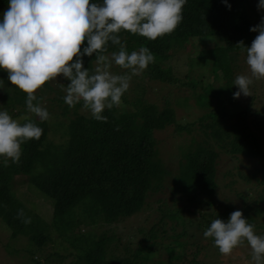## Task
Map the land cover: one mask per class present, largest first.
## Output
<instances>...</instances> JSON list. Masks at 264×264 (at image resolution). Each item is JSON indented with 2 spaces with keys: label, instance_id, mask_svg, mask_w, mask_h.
Instances as JSON below:
<instances>
[{
  "label": "trees",
  "instance_id": "obj_1",
  "mask_svg": "<svg viewBox=\"0 0 264 264\" xmlns=\"http://www.w3.org/2000/svg\"><path fill=\"white\" fill-rule=\"evenodd\" d=\"M4 2L9 7V0H0V3ZM91 2L102 3V0ZM249 13L246 0H227V4L223 0H187L182 10L183 20L171 34L154 41L127 31L119 34L127 50L133 46L150 50L154 62L147 68L149 79L169 82L179 80L156 62V57L163 55L165 41L182 46L195 37L204 43L217 40L213 47L203 48L189 58L190 67H218L222 77L208 70L212 72V81L222 79L223 82L217 86L211 82L203 84L204 94L207 91L209 98L197 95L200 106L208 107L199 118L204 139L193 140L184 151L177 181L171 187L172 195L179 192L190 199L204 195L206 199L192 202L197 207L214 204L219 154L216 147L247 158L263 157L257 134L263 119L260 122L259 111L251 109L255 96L251 95L248 104L242 105L234 98L236 90L232 87L231 55L246 52L245 46L250 47L258 35L251 31L257 24ZM240 41L245 46H237ZM86 46L85 41L81 51ZM114 50H118V46L109 42L108 53ZM94 61L95 54L83 57L84 67L90 73L94 72ZM193 78L179 83L194 90L197 81L201 80L200 74L197 79ZM54 82L58 79L46 82L38 89L37 100L33 103L40 104L43 95L56 93L58 96L53 99L62 106L60 114L64 119L55 113L57 119L50 120L49 116L47 121H41L35 114H26V93L12 85L8 72L0 68V111H7L13 118L23 114L28 119H21L22 125L33 122L43 130L39 140L22 144L19 164L9 161V166L4 167L0 157V223L10 230L11 237H26L23 249L31 256L27 264H45L52 257L58 264H208L197 258L199 252L202 251L203 256L204 252H210L211 257L220 255L214 239L204 236L214 220L212 212L204 215L209 220L201 224L198 233L187 227L191 221L184 216L187 209L169 207L161 209L159 218V226L169 223V228L163 229L157 240L160 229L155 226L149 230L148 240L137 243L128 240L122 247L117 236L108 232L117 223L148 209L150 198L163 190L168 170L158 158L154 131L174 124L177 131L189 133L191 124L178 123L172 107L157 111L153 104L134 111L119 110L115 106L105 109L102 114L107 117L106 122L97 121L90 113L81 111L82 102L68 114L69 106L64 101L66 94ZM68 83L69 80L65 88ZM52 123L56 124L55 131H52ZM55 133L59 134V139ZM261 170L264 184V160ZM16 176L26 192L50 204V220L39 213L33 198H23L17 191ZM259 199L264 201V187ZM20 209L25 217L31 218V223L25 224L17 218ZM225 209L228 213L232 207L226 205ZM263 209L264 203L257 205L255 212L260 214ZM178 226L182 228L177 230ZM49 242L57 249L41 260L36 255ZM132 244L136 247H131ZM156 245L163 249L165 259L160 258ZM69 255L73 259L65 261Z\"/></svg>",
  "mask_w": 264,
  "mask_h": 264
},
{
  "label": "clouds",
  "instance_id": "obj_2",
  "mask_svg": "<svg viewBox=\"0 0 264 264\" xmlns=\"http://www.w3.org/2000/svg\"><path fill=\"white\" fill-rule=\"evenodd\" d=\"M187 0H9V7L0 22V68L8 72V80L27 95V110L41 121L49 119V112L41 107L36 92L46 82L63 77L70 81L64 89L65 103L75 107L82 102V110L97 121L106 122L105 109L119 107L123 95L130 88L133 76H139L154 56L147 47L129 54L120 33L127 31L149 40L171 34L182 22V10ZM227 4V0H223ZM229 8L231 7L228 5ZM258 10H264L259 0ZM258 35L246 48V64L250 76L238 75L234 98L251 96L253 80L264 79V17L251 28ZM85 41L87 46L83 47ZM109 42L118 51L108 54ZM95 54L94 72L84 67L83 57ZM113 63L126 70L124 74L111 71ZM27 120V117H22ZM42 129L33 122L23 125L7 111H0V157L4 167L9 161L19 164L22 144L39 140ZM23 223H31L23 209L17 213ZM254 225L240 210L230 214L227 222L214 219L204 232L213 238L224 256L245 241L251 249L253 264H264V236L257 235Z\"/></svg>",
  "mask_w": 264,
  "mask_h": 264
},
{
  "label": "rangeland",
  "instance_id": "obj_3",
  "mask_svg": "<svg viewBox=\"0 0 264 264\" xmlns=\"http://www.w3.org/2000/svg\"><path fill=\"white\" fill-rule=\"evenodd\" d=\"M259 0H246V6L250 12L252 21L257 25L261 22V18L264 17V10H258ZM8 7L4 3H0V22L3 20V13ZM214 42L217 40L202 42L197 37L188 39L182 46H174L168 41L164 42V51L162 56L156 57V62L161 64V67L169 69L172 77L179 81H159L149 79L148 70L142 72L139 76H133L130 82V88L123 95L119 110H137L143 105L153 104L157 111H161L166 107H172L175 113L176 121L180 124H191V132L187 133L184 130L177 131L174 124L167 125L164 129L155 130L154 137L156 139V149L158 151V158L164 167L168 170V173L164 177V187L160 192H156L150 198V207L142 213L133 215L125 220L117 223L109 233H113L117 236L120 247L127 244L128 240L137 243L140 240H148L149 230L155 226L159 228L155 239H159V236L163 233V229L169 228L168 224H162L159 226V218L162 212L161 209L169 208H185V218L191 220L187 227L193 233L201 231V224L209 220L204 218V215L208 212H212L214 219L220 218L227 222L230 218V214L234 211L240 210L243 212L244 218L248 222L254 225V231L257 235L264 236V209L262 213L255 212L257 205H262L264 201L260 200V195L264 184L262 180V164L264 160V79L253 80V84L250 85V91L255 96L254 103L251 104V109L259 111L258 117L260 118L261 125L257 134L259 141L263 149V157L247 158L240 154H233L216 147L218 151L217 164H216V182L217 188L213 195L214 204L197 207L192 202L200 199H206L204 195H198L190 199L188 196L176 192L175 195L171 194V187L176 183L177 174L179 170V161H183V153L189 146L192 145V141H202L204 139V133L200 128V116L208 110V107L200 106V98H197L198 94H202L203 99L209 98L208 92L204 94L203 84L211 82L214 86L221 85L223 80H213V74L216 73L218 77H222V71L212 65H207L208 68L193 66L188 64L189 58L196 56L199 51L206 47H213ZM127 50V49H126ZM139 49L134 47L127 50L129 54L132 51H138ZM118 51V50H114ZM110 51L108 54L110 55ZM246 52L239 51L231 55L230 65L233 73V82L238 75L250 76V69L246 64ZM94 69L96 67L95 61L93 62ZM208 69L212 70L210 72ZM111 71L114 74H124L126 70L121 69L119 66L113 63ZM200 74L201 80L197 81V86L192 90L189 85H182L179 82L186 81V79H197ZM197 76V78H196ZM58 82H54L56 86L59 85V89L62 93H65V83L67 79L58 77ZM55 79V80H57ZM178 82V83H177ZM232 87L238 91V86L232 84ZM57 94L54 92L43 95V100L39 104L41 107L47 109L50 113V120L54 119L55 113H58L59 118L64 119L61 116L60 111L62 106L58 105V102L53 99L57 98ZM250 96L241 95L238 100L242 105L248 104ZM186 98V99H185ZM224 102V101H223ZM64 104V103H63ZM62 104V105H63ZM81 111L82 107L80 108ZM68 114H71L73 107H68ZM87 112V111H85ZM89 113V112H88ZM31 115L29 111L26 113ZM24 115L12 117L17 121H20ZM52 131H55L52 123ZM54 133V132H53ZM59 139V134H54ZM15 187L17 191L23 196V198H33L36 201L37 210L39 213L50 220L51 218V206L50 204L30 192H26L23 185L19 184V176H16ZM176 197L174 200L173 198ZM161 198V200H158ZM229 205L232 209L226 212L225 206ZM188 210L190 212H188ZM203 212V216L200 213ZM218 214V215H217ZM200 224L198 225V222ZM205 225V224H204ZM181 226L176 227L177 230L181 229ZM169 232V231H168ZM16 238V239H14ZM202 243L204 240L201 241ZM26 245V237L16 236L11 237L10 230L5 228L0 223V264H27L30 262V255L24 251ZM135 248L136 244L130 245ZM160 255L161 259H165V253L160 245L154 246ZM12 249H15L14 251ZM57 247L51 244V242L45 244L43 249L39 251L36 256L43 260L46 254L52 253ZM70 249V248H69ZM71 250V249H70ZM69 250V251H70ZM121 250V248H120ZM66 253V252H65ZM199 252L197 258H201L202 261L206 260L208 264H253L251 258V249L247 242L238 248L233 250L230 256H224L222 254L211 257L210 252ZM206 253V254H205ZM193 257V256H189ZM73 256L69 255L65 261H71ZM50 262L45 264H58L50 258Z\"/></svg>",
  "mask_w": 264,
  "mask_h": 264
}]
</instances>
